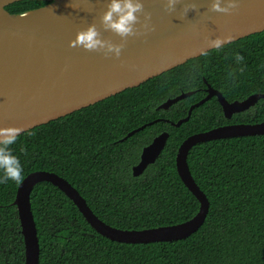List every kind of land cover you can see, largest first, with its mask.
Masks as SVG:
<instances>
[{
    "label": "trees",
    "instance_id": "16d2710c",
    "mask_svg": "<svg viewBox=\"0 0 264 264\" xmlns=\"http://www.w3.org/2000/svg\"><path fill=\"white\" fill-rule=\"evenodd\" d=\"M20 0L8 5L23 12L46 4ZM243 61L237 65L233 56ZM204 79L227 99L264 92V31L211 49L139 86L26 130L9 147L22 165L18 181H0V264H24V244L13 203L18 184L30 172L47 170L67 179L99 218L124 229L170 225L190 219L199 201L176 169V152L189 135L213 125L208 106L196 107L179 126L165 120L131 130L156 118L176 122L203 93L156 107L180 90L204 85ZM235 121L264 119V98L256 113H239ZM216 119V118H215ZM163 130L167 143L157 160L137 176L142 146ZM195 181L210 207L203 224L186 238L149 243L114 241L98 233L73 201L50 182L37 183L30 194L39 243L40 264H264V134L200 142L188 154Z\"/></svg>",
    "mask_w": 264,
    "mask_h": 264
},
{
    "label": "water",
    "instance_id": "95a60500",
    "mask_svg": "<svg viewBox=\"0 0 264 264\" xmlns=\"http://www.w3.org/2000/svg\"><path fill=\"white\" fill-rule=\"evenodd\" d=\"M17 1L20 0H0V126H18L19 134L139 86L201 56L214 49L207 42L209 38L231 33L233 39L227 42L230 43L264 31V0H239L231 13L212 10L211 0H194L196 8L189 9L186 14L183 0L173 11L163 7V0H142L144 7L138 13L137 34L124 38L104 29L101 24L100 16L107 0H45L47 3L42 6L12 12L7 6ZM145 12L150 14L147 26ZM90 23L96 24L103 38L122 43L119 56L69 44L76 32ZM194 92L169 97L156 109H168ZM214 94L228 117L264 98V92H253L242 100L230 102L220 91L209 87L208 95L192 104L185 117L176 122L156 118L131 130L120 140L162 119L179 126L190 118L195 107ZM259 134H264V119L196 132L180 143L175 157L176 169L199 201V209L190 219L170 225L142 229L113 226L99 218L78 189L63 176L47 170L30 172L18 184L13 201L23 237L24 264H40V243L30 200L37 183L47 181L57 186L73 201L90 226L111 240L126 243L179 240L203 224L210 207L206 193L192 175L188 163L190 149L208 140ZM169 135L163 130L144 146L140 160L132 167L134 176L157 160Z\"/></svg>",
    "mask_w": 264,
    "mask_h": 264
},
{
    "label": "clouds",
    "instance_id": "9594fccd",
    "mask_svg": "<svg viewBox=\"0 0 264 264\" xmlns=\"http://www.w3.org/2000/svg\"><path fill=\"white\" fill-rule=\"evenodd\" d=\"M181 0H163V7L168 11H173L177 3ZM239 0H211L212 10L231 13L237 6ZM142 0H107L106 8L100 16V21L104 29L111 30L124 38L136 33V23L140 20L138 13L143 11ZM183 12L186 14L189 9H195L194 0H183ZM150 14L144 13V24L147 26ZM231 33L223 36H215L208 39L210 48L220 49L225 43L231 41ZM72 46H81L87 50H104L119 56L122 43H114L102 37L100 30L95 23H90L87 27L76 32L74 39L69 41ZM244 57L236 52L233 56L234 62L239 65ZM21 129L18 126H0V181L11 179L18 181L22 173V165L19 158L9 147L17 140Z\"/></svg>",
    "mask_w": 264,
    "mask_h": 264
},
{
    "label": "flooded vegetation",
    "instance_id": "af4514ba",
    "mask_svg": "<svg viewBox=\"0 0 264 264\" xmlns=\"http://www.w3.org/2000/svg\"><path fill=\"white\" fill-rule=\"evenodd\" d=\"M209 87H212L213 89H216V90H218V91H220L218 88H216V87H214L213 86V84H211V83H209V82H207L206 81V79H204V85H202V86H199V87H197V88H195V89H191V90H180V92L179 93H181V92H186V91H195L194 93H196V92H200L201 94L203 93V95L198 99V100H196V101H194L193 103H191L190 104V106L192 105V104H194V103H196V102H198V101H200L201 99H203L204 97H206L207 95H208V91H209ZM221 92V91H220ZM179 93H177V94H179ZM222 93V92H221ZM177 94H175V95H177ZM223 94V93H222ZM252 94V93H251ZM174 95V96H175ZM192 95V94H191ZM190 95V96H191ZM250 95V94H249ZM223 96L225 97V95L223 94ZM248 96V95H247ZM247 96H245V97H247ZM171 97H173V96H171ZM189 97V96H188ZM245 97H243V98H235V99H232V100H229V99H227L226 97V99L228 100V101H230V102H232V101H234V100H242V99H244ZM167 98H169V97H167ZM166 98V99H167ZM185 98H187V97H185ZM185 98H183V99H185ZM212 98H214V99H216L218 102H219V106H215V107H213V106H208L207 108H206V111H207V114H210L211 115V120H213V125L212 126H210L208 129H205V130H202V131H206V130H209V129H212V128H215V127H218V126H221V125H225V124H232V123H243L242 121H235V120H238V118H234V116L236 115V114H239V113H243V112H245V113H250V114H254V113H256V106L258 105V103H259V101L261 100H259L255 105H252L251 107H249L248 109H246V110H244V111H238V112H234L230 117H228L226 114H225V112H224V109H223V106H222V104L220 103V101H219V99H218V96L217 95H212L208 100H206L204 103H206L207 101H209L210 99H212ZM165 99V100H166ZM183 99H181V100H183ZM164 100V101H165ZM181 100H179V101H181ZM178 101V102H179ZM178 102H176V103H178ZM176 103H173L172 105H170L169 106V108L168 109H170L174 104H176ZM204 103H202V104H204ZM202 104H200V105H202ZM199 105V106H200ZM189 106V107H190ZM199 106H197V107H199ZM196 108V107H195ZM194 108V109H195ZM168 109H165V110H168ZM189 109V108H188ZM193 109V110H194ZM193 110H192V112H193ZM187 112H188V110H187ZM191 115H192V113H191ZM216 118V119H215ZM164 119V118H163ZM162 119V120H163ZM171 121V120H170ZM166 122H168V121H166ZM255 122H258V121H255ZM249 123H253V122H249ZM201 132V131H200ZM154 137V136H153ZM153 137L151 138V140L153 139ZM151 140L149 141V142H146L143 146H142V148H141V151H140V154H139V158H138V161L140 160V155H141V152H142V150H143V148H144V146H146L147 144H149L150 142H151ZM138 161H137V163H138ZM137 163H135V164H137ZM134 164V165H135ZM133 165V166H134ZM132 166V167H133ZM149 166V165H148ZM146 170V169H145ZM142 174V173H141Z\"/></svg>",
    "mask_w": 264,
    "mask_h": 264
}]
</instances>
